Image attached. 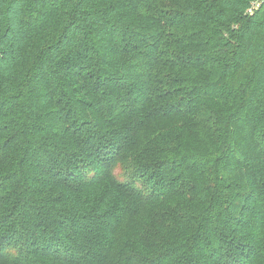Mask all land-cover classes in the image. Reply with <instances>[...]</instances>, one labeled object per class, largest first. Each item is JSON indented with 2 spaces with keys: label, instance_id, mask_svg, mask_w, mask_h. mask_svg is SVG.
<instances>
[{
  "label": "trees",
  "instance_id": "trees-1",
  "mask_svg": "<svg viewBox=\"0 0 264 264\" xmlns=\"http://www.w3.org/2000/svg\"><path fill=\"white\" fill-rule=\"evenodd\" d=\"M0 264H264V0H0Z\"/></svg>",
  "mask_w": 264,
  "mask_h": 264
},
{
  "label": "built area",
  "instance_id": "built-area-1",
  "mask_svg": "<svg viewBox=\"0 0 264 264\" xmlns=\"http://www.w3.org/2000/svg\"><path fill=\"white\" fill-rule=\"evenodd\" d=\"M253 5H254V4H253ZM255 6H256V7L258 6V2L255 3ZM248 11L251 12V11H252V8H249Z\"/></svg>",
  "mask_w": 264,
  "mask_h": 264
}]
</instances>
